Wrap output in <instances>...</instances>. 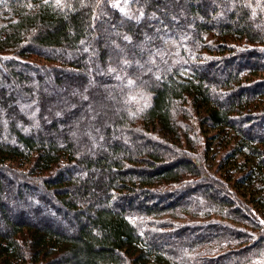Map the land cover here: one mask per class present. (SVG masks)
<instances>
[{
  "label": "trees",
  "instance_id": "16d2710c",
  "mask_svg": "<svg viewBox=\"0 0 264 264\" xmlns=\"http://www.w3.org/2000/svg\"><path fill=\"white\" fill-rule=\"evenodd\" d=\"M129 8L0 0V264H264V0Z\"/></svg>",
  "mask_w": 264,
  "mask_h": 264
},
{
  "label": "rangeland",
  "instance_id": "374dc122",
  "mask_svg": "<svg viewBox=\"0 0 264 264\" xmlns=\"http://www.w3.org/2000/svg\"><path fill=\"white\" fill-rule=\"evenodd\" d=\"M121 3L123 5H120ZM129 3H130V0H117L118 7L122 10L123 13H129V14L136 13L133 10L131 11V9L129 8ZM137 13H139V11H137ZM10 164H12V166L19 168V169H24L26 167V166L20 165V163H10ZM22 167H24V168H22ZM7 174H8V171H7ZM10 175H11V177L15 176L14 174H10ZM15 181H16V179H15ZM19 182H21V181L19 180L17 183L16 182L12 183V185H15L13 187L14 188L13 191H15L17 189V187L20 188L22 190V192H25V194H27V193L29 194L28 197L32 198V199H30L31 201H36V200H34V198H37V197H38V200H39V198L40 199L42 198V195L39 193V190L37 192H34V191L30 190L29 188H22V185H20ZM36 183L40 184V182H38V181H36ZM8 193L10 194V192H7V194ZM15 199L16 198H12L11 195H9V197H8V200L10 201V203L15 201ZM15 206H17V205H15ZM57 213L59 216H61V218H63L61 210H57Z\"/></svg>",
  "mask_w": 264,
  "mask_h": 264
}]
</instances>
